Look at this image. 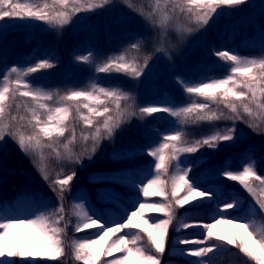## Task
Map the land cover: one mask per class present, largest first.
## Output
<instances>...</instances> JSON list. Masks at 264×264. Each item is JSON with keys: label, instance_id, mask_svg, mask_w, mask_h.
Wrapping results in <instances>:
<instances>
[{"label": "snow or ice", "instance_id": "obj_1", "mask_svg": "<svg viewBox=\"0 0 264 264\" xmlns=\"http://www.w3.org/2000/svg\"><path fill=\"white\" fill-rule=\"evenodd\" d=\"M121 2L152 31V51H147L148 39L137 36L126 48L103 59H98L99 54L92 50H88L87 54L77 55V62L93 68V77L80 88L50 89L33 83L36 74L56 66L52 56L35 59L34 63L27 66L13 65L0 74V144L6 143V138L10 139L29 158L51 191L56 193L58 202L56 207L49 209L45 206L43 211L36 210L30 217L0 215V264H18L12 258H19V264H37V258L60 260L61 264H68V259L61 260L66 256L74 261H82L83 264H161L168 247L169 227L173 226V221L176 222L173 226L175 233L199 226L185 222L186 217L175 216L173 201L178 208L195 201L192 204L195 208L211 202L215 195L211 189L200 190L189 177L191 168L197 165V161H193L191 167H181L189 159L184 154H195L205 148L215 151L222 143L237 142L240 138L238 122L245 123L256 135L264 136V50L260 56H242L227 49L215 51L213 55L228 69L222 78L190 80L176 76L174 82L186 98V103L179 106L168 97L141 105L133 92L118 85L106 86L100 82L114 74L139 82L154 53L167 51L166 43L171 33L184 37L206 30L215 16L220 15L226 7L242 5L245 0ZM110 3L111 0H100V3L96 0H24L22 3L0 0V22L6 19L24 23L43 22L50 30L60 33L73 22L78 13H89ZM181 17H184L183 22ZM130 53L135 55H129ZM141 54L143 63L140 62ZM17 97L25 99L21 101ZM196 98H200L199 101ZM221 104L223 109L218 107ZM214 105L217 106L215 109ZM21 109L24 114H19ZM81 109H86L87 113ZM73 110L77 121L82 122L85 128L93 129L91 132H80L79 139L83 147L79 152L73 151L77 142L75 124H69L74 119ZM161 113L175 118L176 127L167 134L161 133L159 142H154L146 150L115 148L113 158H130L131 151H141L152 157V178L147 179V183L141 180L137 186L133 178L136 173L124 179L131 181L130 186L137 189L138 197L139 193L144 197L159 196L168 203H141L138 198L132 205L135 207L138 204L136 210L131 214L125 212L126 219L123 223L111 221L115 226L109 228L106 227L109 221L102 223L104 217L91 208L86 197L76 196L66 217L64 199L72 191L71 185L76 178L75 168L83 166L85 159L92 160L103 141L114 142L116 133L127 127L133 118L142 122L163 119L162 116L157 117ZM100 118H103L102 122ZM221 121L230 122V126L226 123L223 128L217 127ZM203 125L212 130L198 138L188 131L190 127ZM68 132L70 135L61 143V138ZM45 149L50 151L46 153ZM173 161L176 162L174 165ZM170 165L176 170L170 178L171 197L167 191V182L160 177V173L168 172ZM56 166H59V171L55 170ZM66 167H71L72 170L65 172ZM256 167L255 160L249 154L241 164L242 170L225 169L217 173L231 181H237L252 196L254 203L249 204L247 211L241 216L231 220H216L217 224L231 225L226 229L228 234L225 236L212 231L215 224H204L202 227L207 229V234L203 240L177 238L173 247L203 245L213 237L219 241L210 246L180 248V255L197 258L190 264H218L217 254L232 252L233 249L238 250V264H264V219H261L264 217V175H260ZM253 182H258L259 195ZM181 191L185 195L178 198ZM230 209L242 211V202L233 197L231 202L225 201L217 205L215 214L223 216L229 214ZM146 212L162 213L166 217H151L156 221L151 224L145 220L147 227L142 228L141 232L146 234L147 248L138 246L142 239L140 232H125L107 248L101 244L110 233L115 235L124 229H140V225L133 223V218L143 217ZM69 226L75 233L96 229L91 235H96L99 239L75 238L66 245L64 235ZM129 235L132 236L131 240L126 239ZM116 252L124 254L101 262L102 256L111 257Z\"/></svg>", "mask_w": 264, "mask_h": 264}, {"label": "rangeland", "instance_id": "obj_2", "mask_svg": "<svg viewBox=\"0 0 264 264\" xmlns=\"http://www.w3.org/2000/svg\"><path fill=\"white\" fill-rule=\"evenodd\" d=\"M163 3V0H161ZM171 7V5H169ZM224 11L215 16V18L210 22V25L206 30H201L192 34L191 36L179 37L175 32L171 33L169 36V40L166 43L167 51L164 53H154L153 59L151 61L150 66L145 70L146 76H142L139 82H134L130 79L123 81L111 80L109 81L108 77H105L106 80L101 79L102 84L106 85H118L125 90H128L129 87H137L138 90L134 92V94L138 98V102L140 104L151 103L158 99H163L168 97L174 100L176 105H183L186 103V98L184 93L177 87L174 82V78L176 77L174 74H179L178 76H183L190 80H198L203 77H216L221 78L227 72V67L223 66L222 68L209 69L213 66L207 68H199L197 65H192L189 69V72H185V69H178V67L184 62L191 61L195 54H203L206 52V36L211 32H213L216 28H227V31H237L238 35H244L245 39L241 42V46L244 50L238 49L237 47H233V44H227V49L231 50L235 53H238L242 56H260L262 54V50H264V0H245V3L239 6L227 7V19H223L222 16ZM181 21H184V17H181ZM13 24V27H11ZM227 25V27H225ZM143 31L146 30L145 37H148V41L151 44V48L153 50V33L150 29L146 28L145 23L136 16L133 12H131L127 7H125L121 0H113L110 4L101 7L97 10H94L89 13H83L80 17L73 20L72 23L67 25L64 30L60 33H56L50 30L43 22H35V23H24L21 21H10V25H6L3 22H0V43L2 39L7 37L12 32L18 33H31L35 36L40 33H45L48 36L56 39L60 42L57 43V48L55 49V56H58L62 63H56V66L50 70L42 71L39 74H36L33 83L43 86L44 88L50 89H64V88H72L71 80H78V72L82 69V64H78L76 60L71 57H65V54H62L59 47L62 48L63 53H66L65 46L79 39L89 40L92 39L96 34V28H98V33L100 36L99 43L96 44V48L92 50L95 53H98V59H103L110 54L118 53L115 48L111 46V44L106 45L107 40L113 36V33L118 30H123V35L117 39H126V30L134 29ZM102 34V35H100ZM125 45H128L125 44ZM237 46V45H236ZM170 56V58H169ZM18 61H13L9 64L7 68L12 67L13 65L27 66L29 63H34L35 61L28 62L25 60L24 56L16 58ZM66 69H63V68ZM76 67V68H75ZM68 74L72 75L73 78H69ZM14 74H11V76ZM79 82L81 85L85 86L87 82L80 80L74 81ZM151 83H153L151 85ZM144 92L146 94L144 95ZM51 103V102H49ZM123 106V105H122ZM169 118L167 122V126L164 128L168 133L170 129L175 127L174 119ZM111 150H106L103 154L105 158L111 164L115 163L113 158V150L114 144L110 143L108 148ZM123 149H129V147H117ZM110 151V153H109ZM45 152L48 151L45 149ZM251 155L247 153L244 158L240 161V163H226L223 166L217 167L215 169H206L204 171H198L194 173L192 170L190 171L192 180L204 190L211 189L214 191L215 195L213 197V201L219 204H223L225 201L231 202L233 197L239 199V194H235L230 190H223L220 184L217 182L218 177L215 174L224 171L225 169L232 171H240L241 164L243 163L246 156ZM191 160V159H190ZM126 161V160H125ZM130 165V164H129ZM135 165V164H134ZM116 166V165H115ZM56 171H59V166H56ZM67 167L65 168V172H67ZM132 173H135L134 167L127 166L125 168H111L106 167L104 169L91 172L90 175L92 178L97 175H113L120 178H124L126 176H130ZM151 172L142 173L141 178L137 176L133 177L137 182V186L140 185L141 180L144 183H147V179H151ZM261 174H264L262 171ZM72 186V185H71ZM24 188V187H23ZM152 189H150L151 191ZM246 193V192H245ZM107 194V195H105ZM241 194V193H240ZM248 194V193H246ZM76 196H83L87 198V203L91 205V208L100 216H103V208L109 207L105 206L108 201H122L128 204L129 211L128 214H131L132 211L136 210L138 204L133 207V202L139 198V202L141 203H161L150 197H144L142 193H139V197L137 196V190L132 192L126 188L121 187L120 185L109 182L104 184L102 188H95L94 190H90L88 186L84 183L74 184L72 186V191L67 196L68 200H73ZM132 197L133 201L130 202L129 199ZM242 202V199H239ZM254 203L253 198H247L245 204L243 206V210H239L237 213H229L223 216H219L215 214V209L212 213L204 211H186L182 214H185L186 219H200L207 224H215L214 228H222L223 224H217L216 220L227 218L233 219L234 217L241 216L244 212L247 211V207L249 204ZM105 206V207H104ZM113 209V206L111 207ZM36 210H40V206L38 205V197L34 195H28L26 193H20L17 196H12V192L6 191L0 186V211L1 215L5 216H20L21 218L30 217L31 213ZM116 211L114 210V214ZM104 217V216H103ZM151 217H159L164 219V215L162 213L155 212H146L145 216H137L133 218V223H144L145 220H148V223H155L156 221L151 219ZM126 219L125 215H121L117 213L113 219H111L106 227H114V223L111 221L123 223ZM105 221V217L104 220ZM244 222V221H240ZM146 225V224H145ZM147 226V225H146ZM125 232H128L127 229L122 230L120 233H116L115 235L109 234L110 239L106 246L108 247L113 241L118 239L120 235H123ZM94 233L93 231H88L85 234L73 233V239L86 237L89 239H99L96 235H91ZM102 234V233H101ZM187 234L180 235V238L185 237ZM108 239V236H105L104 241H101V244ZM126 239L131 240L132 236L129 235ZM204 246H210V243L206 241ZM131 246V245H130ZM181 247V245H178ZM182 248V247H181ZM178 247H174L172 254L174 255L175 264H190L185 255H180L179 253H175V250H178ZM170 248L166 250L168 254ZM124 253L119 252L112 256V258H118ZM218 264H223L222 261H218ZM227 261H238V257L236 256V252H228L225 255V259ZM55 261H47L43 264H52ZM78 264H83L82 261H76ZM39 264V263H37Z\"/></svg>", "mask_w": 264, "mask_h": 264}, {"label": "trees", "instance_id": "obj_3", "mask_svg": "<svg viewBox=\"0 0 264 264\" xmlns=\"http://www.w3.org/2000/svg\"><path fill=\"white\" fill-rule=\"evenodd\" d=\"M113 1V0H111ZM14 2H24V0H14ZM43 2V0H41ZM48 2H51V0H48ZM97 3H100V0H96ZM83 13H78L77 16L74 18H78ZM137 16V15H136ZM140 18V17H139ZM223 19H227V7L224 9V14L222 16ZM73 19V20H74ZM13 19H6L2 21L6 25H10V21ZM14 21H18L14 19ZM146 26V25H145ZM13 27V24L12 26ZM227 27V25L225 26ZM147 28V27H146ZM137 29L136 27L134 29H128L126 30V39H117L123 35V30H118L113 33V36H111L107 42L106 45L111 44L113 48L117 50V52H120L124 48L127 47L125 44H129L134 38L137 36H144L146 35V30H143L142 32ZM96 34L93 36L92 39L85 40V39H79L75 41L74 43L69 42L64 48L67 50L66 53H63V50L61 47L59 49L62 51V54H65V57H71L75 60V57L77 55H81V52L84 48H91L94 50L96 48V44L100 41V36L98 33V28H96ZM102 35V34H100ZM148 39V37H147ZM245 39L244 35H238L237 31H227V28L221 29L216 28L211 34L209 33L206 36V52L204 55L202 54H195L191 61L184 62L181 64L178 69H185V72H189L190 67L194 64L197 65L199 68H207L210 66H213L209 69H216V68H222L223 65L221 62L216 58L213 53L215 51H221L227 49V44H233L238 49H243L241 46V42ZM57 43H60L56 37L54 36L50 37L45 33H40L38 35H34L31 33H18V32H12L7 37L2 39L0 43V74H2L6 70V64L13 60L14 58H19L21 56H24L27 60H33L36 55H41L42 58L52 56L55 60V62H61L58 56H55L54 52L57 48ZM237 45V46H236ZM228 50V49H227ZM147 51H152L151 44L148 43ZM129 55H135V53H130ZM153 59V58H152ZM152 61V60H151ZM151 61L149 63V66L151 64ZM141 63H143L142 54H141ZM82 64V69L78 72V80H71V87L72 88H80L83 87L79 82L74 81H80L83 80L88 83V81L93 77V68L89 67L86 64ZM63 68V67H61ZM76 68V67H75ZM66 69V68H63ZM147 69V68H146ZM227 74V73H226ZM225 74V75H226ZM145 73L143 76H146ZM175 76H178L179 74H174ZM224 75V76H225ZM103 77L104 74H101ZM223 76V77H224ZM69 78H73L72 75L68 74ZM15 78V77H12ZM222 78V77H221ZM106 80V78H103ZM109 81L116 80V81H123L128 80L125 77L122 76H116L115 74L113 77H108ZM101 82V81H100ZM153 83H151L152 85ZM106 85V84H104ZM107 86V85H106ZM66 89V88H64ZM63 90V89H62ZM138 90L137 87H129L128 91L135 92ZM146 92H144V95ZM18 100L23 101L25 98L17 97ZM198 101L200 98H196ZM31 102L29 101V104ZM83 103V102H81ZM148 104V103H146ZM123 105V102H122ZM144 105V104H141ZM110 107H112L111 104H109ZM217 106H213L215 109ZM219 109H223V105L218 106ZM85 113H87L86 109H81ZM15 111V109H13ZM225 112H227L226 109H224ZM19 114H24L23 109L20 110ZM162 116L163 119L156 118V119H150L146 122H142L136 118H133L132 122L127 125V127L123 128L122 130L118 131L116 133L115 141L109 142V141H103L101 144V147L99 151L95 154L94 158L92 160L85 159L83 161V166H77L75 168L76 171V178L72 182V186L74 184L84 183L86 186L89 187V189L92 191L95 188H102L104 184H107L109 182L116 183L120 185L123 188H126L128 190H131L132 192H135L137 189L130 186L131 181L120 178L113 175H97L94 176V178L91 177L90 173L94 171H98L101 169H104L106 167L111 168H125L127 166L134 167V171L136 173V176L138 178H141L142 173L145 172H152L153 165L152 160L153 158L144 154V152L141 151H131L130 152V158L122 157L117 160H115L114 164H111L107 158L103 156L104 152L106 150H111V148L107 149L110 143L114 144V149L117 147H132L131 150L135 149H143L146 150L153 146V143H158L160 140V134L164 133L166 134V130L163 129L166 124V120L168 119L167 114H157V117ZM76 113L75 110H73V120L69 122V124H75V129L77 133V142L73 146V151L79 152L82 151V144L79 139V134L81 131L84 132H91L93 129L85 128L82 124V122H79L75 119ZM43 118V115H42ZM103 118H100V122H102ZM228 124L230 126V122H224L221 121L217 124V127L223 128L225 127V124ZM237 129L240 133V138L235 143H222L220 148L218 150H210V149H202L200 152L195 154H184L189 157V159L181 164V167H191L193 164V161H197V165L195 167H192L191 170L196 173L197 171H202L205 168L209 167H216L215 165L224 164V163H240L241 159H243V155L247 153L248 151L251 152V156L256 162V170L258 173L264 169V136L256 135L253 133L245 123H237ZM212 129L208 127L207 125H203L201 127H190L188 129L189 133L192 136L199 137L203 134H206L210 132ZM70 135V132L65 134L64 138H61V143L64 139H67V137ZM59 147V144L57 145ZM47 151H50L46 149ZM63 151V149H61ZM110 153V151H109ZM191 159V160H190ZM126 160V161H125ZM176 162L173 161L172 165H174ZM130 164V165H129ZM135 164V165H134ZM116 165V166H115ZM170 165L168 168V172L166 174L160 173V177L162 180H165L167 182V191L169 193V197H171V176L175 174L176 170L175 168ZM68 171L70 172L72 169L71 167H67ZM262 175V174H260ZM264 175V174H263ZM189 177H191V173H189ZM136 184L138 181H136ZM220 183L223 184V189H229L233 193L239 194V199H242V205L245 202L246 198H252V196L248 193L246 190L242 188L241 185L237 181H231L227 178L220 177ZM0 186H2L3 189H6V191L12 192V196H17L21 191L28 193V194H34L39 197V205H40V211H43L45 209V206L49 209L54 208L57 206V200H56V193H53L51 189L48 187V184L42 180L39 173L35 170V168L32 166L30 160L28 157L24 156L17 146L10 140L6 138V143L0 144ZM71 186V188H72ZM253 186L257 188V194L259 195V185L258 182H253ZM24 187V188H23ZM204 191L203 189H200ZM153 191V190H152ZM246 192V193H245ZM241 193V194H240ZM69 193L65 195L64 199V206H65V213L67 217L68 210L70 208V205L72 204L73 200H68L67 202V196ZM185 195V192L181 191L178 193V198H182ZM151 197V196H150ZM158 200H160L163 203H168L167 200H165L162 197L159 196H152ZM130 202L133 201L132 197L129 199ZM196 202H190L189 205H185L183 208H178L175 206V203L173 201V208L175 211V216L177 217H186L185 214H182L185 209H196L197 212H202L206 210L207 212L214 211L217 207V203L213 200L211 202H206L200 207H192V204H195ZM109 206V207H105ZM103 208V216L105 217V221H110L114 218V216L117 213H120L121 215H124L125 212H128V204H125L122 201H108ZM110 206H113V209L110 208ZM114 210L116 213L114 214ZM239 210L230 209L228 210V213H237ZM1 215V211H0ZM261 219H264V217H261ZM73 224L75 223V217L72 218ZM226 220H231L230 218H227ZM104 221H102L103 223ZM185 222L189 224H197L198 227H192L188 229H183L180 233H175L173 230V226L175 225V220L173 221V226L169 227V235H168V247L170 251L167 254L165 252V255L162 257L161 264H175L174 262V255L172 254L173 251V244L177 238L179 239H187L191 241L195 240H203L204 236L207 234V229H204L202 225L207 224V222L196 219V220H186ZM136 225H140V229H127L128 232L141 233V241L139 242L138 246H142L147 248V245L145 243L146 241V234H143L141 232V229L145 226L143 223H134ZM107 225V224H106ZM63 226V223L60 225ZM231 225L223 224L222 228H213L212 231L214 233H218L220 236L227 235L226 229L230 228ZM88 231L95 232L96 229H87L82 232H79L81 234H85ZM75 232L72 231L71 226L66 230V234L64 235V241L65 244H70L73 240V235ZM78 233V234H79ZM187 234L185 237L180 238V235ZM78 238H80L78 236ZM110 239V236H108L107 244ZM208 243H219V241L213 237L209 240H207ZM206 242V241H205ZM103 246L107 248L105 242L103 243ZM204 245H196V244H186L181 245L182 248L188 249V248H196ZM179 249L180 246H175ZM232 246H229L231 248ZM179 249L175 250V253H179ZM69 250L66 248V252ZM233 252H238V250L233 249ZM119 252L114 253L118 254ZM225 255L226 253H219L217 254L216 258L218 261H222L223 264H238L234 261H225ZM187 261L190 263L191 261L197 259L195 257L186 256ZM16 259L19 264V258H12ZM68 259V264H78L74 259L69 257H62L61 260ZM113 259L111 257H101V262H105L108 260ZM48 260H43L40 258H37V263L43 264L44 262H47ZM52 264H61V261H55Z\"/></svg>", "mask_w": 264, "mask_h": 264}]
</instances>
